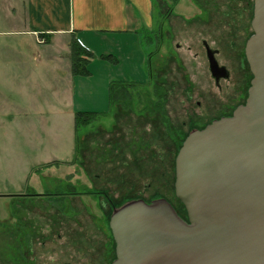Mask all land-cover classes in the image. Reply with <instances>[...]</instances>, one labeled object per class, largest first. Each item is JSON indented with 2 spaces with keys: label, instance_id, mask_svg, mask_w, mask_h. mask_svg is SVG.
<instances>
[{
  "label": "rangeland",
  "instance_id": "374dc122",
  "mask_svg": "<svg viewBox=\"0 0 264 264\" xmlns=\"http://www.w3.org/2000/svg\"><path fill=\"white\" fill-rule=\"evenodd\" d=\"M153 1L157 23L159 0ZM175 13L162 31L154 26L152 32L138 33L140 49L147 58L152 54L150 80L126 76L130 82L119 83L127 92L123 100L84 111L98 116L79 129L77 147L74 109L57 99L56 111L42 112L40 122L47 126L39 124L41 143H18L17 137L6 142V157L0 158V264H111L108 222L114 208L139 199H165L179 208L174 160L197 121L183 112L184 101L176 95L186 85L190 90L207 85L201 43L207 40L226 56L217 57L218 62L236 71L233 82L222 83L237 97L233 92L243 87L241 78L251 80L242 50L252 33V17L247 0H181ZM145 81L141 87L132 84ZM117 93L118 88L112 98ZM217 105L209 101L203 115H215ZM22 125L31 135V118ZM19 130L9 128L8 134L21 136ZM46 226H51L49 239Z\"/></svg>",
  "mask_w": 264,
  "mask_h": 264
},
{
  "label": "water",
  "instance_id": "95a60500",
  "mask_svg": "<svg viewBox=\"0 0 264 264\" xmlns=\"http://www.w3.org/2000/svg\"><path fill=\"white\" fill-rule=\"evenodd\" d=\"M250 24L245 103L190 132L174 160V195L186 220L165 199L113 209L112 264H264V0H253ZM206 49L212 78L226 79Z\"/></svg>",
  "mask_w": 264,
  "mask_h": 264
},
{
  "label": "crops",
  "instance_id": "0c3cea01",
  "mask_svg": "<svg viewBox=\"0 0 264 264\" xmlns=\"http://www.w3.org/2000/svg\"><path fill=\"white\" fill-rule=\"evenodd\" d=\"M180 1L168 13V0L156 2V23L153 0H0V158L13 137L18 143L42 142L39 124L47 126L40 122L42 112L56 111V99L74 113L105 109L108 90L130 82L126 76L150 80L152 68L146 64L152 54L147 58L140 49L138 33L154 26L162 31ZM72 39L92 55L89 76L72 75ZM133 62L137 68L129 65ZM146 81L131 83L141 87ZM30 118L31 135L22 125ZM16 126L21 136H9Z\"/></svg>",
  "mask_w": 264,
  "mask_h": 264
},
{
  "label": "flooded vegetation",
  "instance_id": "af4514ba",
  "mask_svg": "<svg viewBox=\"0 0 264 264\" xmlns=\"http://www.w3.org/2000/svg\"><path fill=\"white\" fill-rule=\"evenodd\" d=\"M251 2H252V6L249 5V12H251L250 14L253 15V0H251ZM168 12H169V10L167 11V13ZM246 12H248V10ZM201 43H202V47L204 48L203 56L205 57L206 61H207V49H206V47H208L210 50L215 52L214 56H215V59L217 60V62L219 61L217 57H220V55L223 57L224 60L226 59V56L221 53V49H219V47H213L212 45L209 44V42L207 40H202ZM242 51H243V55H244V50H242ZM244 58H245V55H244ZM245 61H246V58H245ZM218 64H219V66H223L226 69L227 65L220 64L219 62H218ZM147 65L149 68H153V65H151V60H148ZM226 70L228 71V77L226 79H219L218 81H215L212 78L211 74H209L210 72L208 71V63H207V73L209 75V78L203 79L204 83L207 85L198 86L197 90L196 89L190 90L188 85H186V87L184 89H181L180 92L176 95L178 102L181 101L180 98H182V100L184 101V103L181 101V103H183V105H181L183 112L188 116L195 117L196 121H197L194 124V126H191V128L188 130L187 134H189L190 132H192L194 130H202L206 126H208L209 124H211L212 122H214L216 120L231 117L234 110L237 107H239L245 103V101L247 99L248 88H249L248 83H250V81H247V83H246V77H244L243 79L241 78V81L243 82L242 83L243 87L240 86V88H238V91L233 92L234 94H237V97L233 99L231 96V93L227 92L226 87L228 85L225 86L222 82H224V83L225 82H228V83L233 82L234 79H236V77H235L236 71L234 72V74H232V69H231V71L228 68ZM182 78H183V76H181V80H182ZM182 82H183V80H182ZM172 91L173 92L175 91L174 87H172ZM225 95H227L228 97L226 98ZM210 98L212 101H215L218 105L216 108L213 107V110L216 112L215 115L213 114L210 117H206V115H203L202 109H203V106H206V104L209 101H211ZM44 195L50 196V194H44ZM128 201H131V200H128ZM128 201H126V202H128ZM126 202H124L123 204H125ZM123 204H121L120 206H122ZM120 206H118V207H120ZM118 207H116V208H118ZM47 222L51 223L50 221H47ZM46 227L49 230L47 231L48 234H47V236H45V238L49 239L51 226H46ZM110 234H111V231H110ZM29 235L30 234L27 233L26 236L28 237ZM111 237H112V235H111ZM48 239H46L42 243L44 246L47 243ZM115 257H116L115 243L113 240V261H114ZM113 261H111V264Z\"/></svg>",
  "mask_w": 264,
  "mask_h": 264
},
{
  "label": "trees",
  "instance_id": "16d2710c",
  "mask_svg": "<svg viewBox=\"0 0 264 264\" xmlns=\"http://www.w3.org/2000/svg\"><path fill=\"white\" fill-rule=\"evenodd\" d=\"M169 1L171 2V5L168 7V10L170 11L179 2V0H169ZM247 5L252 6L251 0H247ZM251 16H252V14H251ZM251 35H252V33H251ZM91 57H92V55L87 50L82 48L75 39H72V41L70 42V59H71V69H72V75L73 76L86 77V76L90 75V73L87 69V65L89 64V59ZM101 57L103 59L107 58V57H103V56H101ZM110 62L112 64H116L117 60H113ZM251 78H252V76L250 74V79ZM116 85H117L116 87H118V93L115 94L114 98H112V95L115 92L116 88H110V91L108 93L109 103H115L117 98H118V100H123V98L126 96V93H127L126 89L124 87H120V84H116ZM131 86H127V87L130 88ZM118 103L121 104V102H118ZM107 113H108V111L106 113H103V114L101 113L100 116H105ZM97 116L98 115H96L95 112H75L74 113L73 127H74V132H75L76 147H77V143L79 142V138H80L79 132H78L79 129L81 127L85 126L86 124L90 123L91 121H94ZM181 145L182 144H180L179 146L181 147ZM32 196H35V195L33 194ZM147 203H149V202H147ZM173 207L175 208L177 213L182 218H184L186 220V214H185V210L183 209V206L181 204H179L180 210L178 207L176 208L174 205H173Z\"/></svg>",
  "mask_w": 264,
  "mask_h": 264
}]
</instances>
